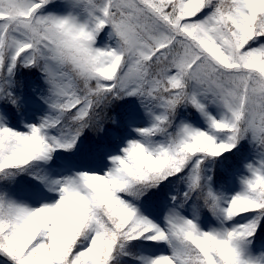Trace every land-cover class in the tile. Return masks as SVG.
Wrapping results in <instances>:
<instances>
[{
    "label": "snow or ice",
    "instance_id": "6c2138e0",
    "mask_svg": "<svg viewBox=\"0 0 264 264\" xmlns=\"http://www.w3.org/2000/svg\"><path fill=\"white\" fill-rule=\"evenodd\" d=\"M0 264H264V0H0Z\"/></svg>",
    "mask_w": 264,
    "mask_h": 264
}]
</instances>
